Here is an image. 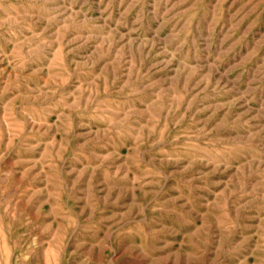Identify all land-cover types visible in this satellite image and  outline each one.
<instances>
[{
	"label": "rangeland",
	"instance_id": "1",
	"mask_svg": "<svg viewBox=\"0 0 264 264\" xmlns=\"http://www.w3.org/2000/svg\"><path fill=\"white\" fill-rule=\"evenodd\" d=\"M0 117V264H264V0H0Z\"/></svg>",
	"mask_w": 264,
	"mask_h": 264
},
{
	"label": "bare ground",
	"instance_id": "2",
	"mask_svg": "<svg viewBox=\"0 0 264 264\" xmlns=\"http://www.w3.org/2000/svg\"><path fill=\"white\" fill-rule=\"evenodd\" d=\"M106 69V68H105ZM160 79V78H159ZM23 84V83H22ZM11 96V95H10ZM1 118V117H0Z\"/></svg>",
	"mask_w": 264,
	"mask_h": 264
}]
</instances>
